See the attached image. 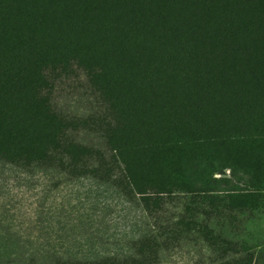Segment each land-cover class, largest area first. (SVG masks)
I'll use <instances>...</instances> for the list:
<instances>
[{
  "label": "trees",
  "instance_id": "16d2710c",
  "mask_svg": "<svg viewBox=\"0 0 264 264\" xmlns=\"http://www.w3.org/2000/svg\"><path fill=\"white\" fill-rule=\"evenodd\" d=\"M0 164L16 264H264L210 226L264 202V0H0Z\"/></svg>",
  "mask_w": 264,
  "mask_h": 264
},
{
  "label": "rangeland",
  "instance_id": "374dc122",
  "mask_svg": "<svg viewBox=\"0 0 264 264\" xmlns=\"http://www.w3.org/2000/svg\"><path fill=\"white\" fill-rule=\"evenodd\" d=\"M217 157L214 151L213 164L216 171L213 177L217 179V185H213L212 189L223 188L221 181L223 179H226L229 185L239 186V183L248 177L237 166L232 168L217 166L215 160ZM20 179L17 174H12L9 168L0 164V264H16L11 260L20 258L18 248L14 246V241H17V239L7 232V227L20 230L21 218L19 212L26 210L25 200L33 193L30 188L19 185L18 181ZM253 215L254 218L249 219L246 213L237 214V212H234L229 216L227 215L228 219L224 222L221 215H219L220 217L215 215L212 218L210 226L213 229V234L219 235L222 232L224 234L222 236L228 237L232 241L227 256L232 255L236 247H247L250 243L264 242V202L253 210ZM209 255H211V259L214 258L215 260V258H219L218 255L224 256L225 254H217V252L210 254L208 247L201 241L196 244L194 242H182L179 249L171 254H166L163 264H203L208 261Z\"/></svg>",
  "mask_w": 264,
  "mask_h": 264
}]
</instances>
